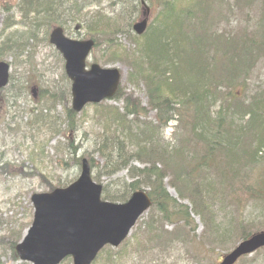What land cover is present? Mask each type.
Returning <instances> with one entry per match:
<instances>
[{
	"label": "trees",
	"instance_id": "trees-1",
	"mask_svg": "<svg viewBox=\"0 0 264 264\" xmlns=\"http://www.w3.org/2000/svg\"><path fill=\"white\" fill-rule=\"evenodd\" d=\"M85 1L20 0L15 8L21 21L14 23L11 19L5 28L25 25L37 32L55 24L66 31L70 23L79 26L83 20L90 23V33H108L110 27H116L110 23L103 26L109 19L100 13L82 16ZM121 1L122 7H126L124 0ZM142 1L145 0H130L129 12L122 17L138 14ZM238 2L234 0L233 6ZM260 3V27L255 33L260 37L252 36L248 28H243L238 31L239 37L232 38L230 33L217 34L212 29L217 22L210 18L212 13L219 14L218 8H233L230 0H161L155 21L142 36H133L135 46L126 57L131 70L129 78L145 85L155 123L147 121L144 108L134 106L129 98L124 103V115L111 109L99 111L101 104L94 106L103 128L98 136L100 142L96 143L103 163L101 168L94 167L91 159V171L96 172L93 180L100 183L105 178L109 182L103 186L102 199L112 203H124L134 192L148 191L153 215L145 232L150 243L159 221L178 220L175 223H182L184 229L190 223L191 213L200 217L210 236H216V241L211 242L234 238L244 241L264 228L261 224L264 216V82L257 76L254 83L250 76L258 60L257 53L264 54V0ZM231 12L226 10L218 16L228 18ZM15 32L5 39L7 48H3L4 44L0 46V60L7 53L16 55L27 42L35 39L31 31L25 32L24 40L17 39ZM98 44L96 42V48ZM63 78L68 81L64 74ZM51 87L54 89L45 90L43 98H47L46 104L54 105V98L58 101L59 95L56 87ZM67 91L70 97V83ZM118 95L119 90L113 100ZM44 106L45 109H37L32 123L51 135L49 124L53 118L43 115L49 110ZM65 111V119L73 128L77 113L71 108ZM142 116L145 119H141ZM174 121L171 139L164 140V130ZM16 126L20 128V123L16 122ZM10 129L7 125V130ZM68 147L73 155L75 148ZM36 158L32 150L29 159L37 161ZM72 160L77 168L81 166L80 159L72 157ZM15 169L5 158L0 159L2 174L12 178L31 175L23 165ZM121 172H126L125 178L112 179ZM167 178L177 198L168 194ZM52 180L55 185H51L50 190L69 182L59 178ZM181 201H187L191 207ZM251 202L253 209L258 206L260 212L255 223L252 215L248 218L245 215ZM229 203L235 206L237 218L233 214L222 225L213 207L225 212V205ZM18 234L9 228L8 236L2 238H10L8 247L15 259ZM181 236L183 238L179 239L184 244L193 241L187 234ZM157 237L162 235L159 233ZM209 239L206 235L194 238L199 245H205ZM110 249L102 250L93 264Z\"/></svg>",
	"mask_w": 264,
	"mask_h": 264
},
{
	"label": "rangeland",
	"instance_id": "rangeland-1",
	"mask_svg": "<svg viewBox=\"0 0 264 264\" xmlns=\"http://www.w3.org/2000/svg\"><path fill=\"white\" fill-rule=\"evenodd\" d=\"M91 1L94 3H90ZM233 1L230 0V5L233 8L222 7L219 9L217 7L219 14L226 10H232L228 18L227 15L210 14V18L217 22L216 25L212 26V29L217 34L230 33L232 38H237L240 34L238 31L248 28L252 36L260 37L255 34L260 27L258 25L262 9L260 0H239L236 6H233ZM19 2L20 0H0V46L5 43V39L9 35V31L3 32V29L11 22V19L15 20L14 23L21 21V16L16 13L15 8ZM122 2L121 0H86L84 3L85 8L82 11V16L101 13L109 19L104 22L103 26L108 23L116 26L110 27V32L90 33L88 31L90 23H85L83 20L79 26L70 23L67 26L66 34L69 37L75 36L79 39L93 38L97 43L99 42L88 63H98L101 67H115L121 73L119 95L115 100L103 102L99 111L107 112L109 110L106 109H111L124 115V103L129 98L130 101L134 102V106L139 105L144 108L147 121L155 123L156 117L154 111L150 109L145 85L129 78L131 70L126 62L128 52L132 51L135 46L134 41H132L133 31L130 26L139 22L143 11L138 13V16H130L129 18L125 16L124 18L122 15L127 11L129 12L130 0H124V5L127 8L122 7ZM145 4L150 9L148 22L151 23L155 21L161 0H145ZM177 4L179 5V2ZM55 26L57 25L54 24L48 29L37 32L27 27L28 31L32 32L31 37H35V39L27 42V46L22 51H18L16 55L7 53L1 56L2 60L11 66L9 86L0 91L1 159L5 158L6 162L16 168L15 170L23 165L27 173L31 175L12 178L11 175L2 174V171L0 173V264H26L13 257L10 247H8V239L10 238L4 240L2 238L8 236L9 228L15 229L16 233H19L17 243L23 238L33 217V206L30 201L33 194L51 192L49 187L55 185L52 178H59L60 181L64 182L69 180L68 183L76 179L79 176L80 167L77 168L72 157L80 159V163L81 160L85 159L89 164L93 159L94 167L98 166V168H101L103 163L96 150V143L100 142L98 136L103 130L97 115L98 109L94 106H87L79 114H76L73 118V128H71L70 122L65 119V110L71 107V98L68 97L67 91L69 83L63 78V74H65L64 63L57 51L48 42V34ZM77 27L79 30L75 31ZM15 31L14 35L17 39H23V36L26 37L27 35L23 26ZM7 47L5 44L3 45V48ZM257 56L258 60L252 66L250 76L252 82L257 83L258 76L263 83L264 54L259 52ZM24 79L25 82H23ZM52 85L56 87L55 92L57 91L59 95L58 101L54 98V105L51 102L46 104L44 100L47 98H43L45 90L54 89L51 87ZM32 90H34L35 97L32 95ZM66 93L67 96H65ZM44 105L49 107V110H45L43 115L47 114L49 119L50 116L53 118L49 124L52 131L51 135L47 130L42 131L32 123L37 109H45ZM32 111L34 112L32 113ZM129 118L131 117L129 116ZM141 119H145L144 116ZM16 122L20 123V128L16 126ZM29 124L32 126H26ZM7 125L12 129L7 130ZM174 127L175 122L169 124L162 135L164 140H168L172 136ZM51 136L53 137L51 138ZM68 145H73L75 148L76 152H73V155L72 149ZM32 150L37 154V161L31 160V162L29 159ZM65 162L67 164L64 166ZM95 173L92 171V176ZM125 176L126 172H121L112 179H121ZM169 181L168 178L165 180L168 194L176 196V192L172 189ZM100 183L104 186L109 182L102 178ZM112 187L115 186L112 185ZM181 203L191 207L187 201H181ZM253 206V202L248 204L245 215L247 218L252 215L255 223L260 217V212L257 209L258 206H255L254 209ZM213 208L222 225H225L226 220L228 221V218L232 217L233 214L237 218V211L232 203L225 205V212L223 210L219 212L217 207ZM152 215L151 210L143 214L129 238L119 248L110 249L107 250V253H103L97 264H219L223 257L239 243L238 238L226 239L221 243L211 242L216 241L214 240L216 236L214 238L210 236L206 232V227L200 217L193 213L190 215L189 225L184 229L181 228L182 223H175L178 220L159 221L150 243L145 229ZM261 218H263L261 224L264 226V216ZM255 225L258 224L253 226ZM253 230L256 229L253 228ZM261 230L263 231L264 228ZM159 233L162 235L161 238L157 237ZM185 234L188 235V239H193V241L182 243L179 237L183 238L181 235ZM204 235L210 238L207 243L205 245L197 244L194 238H200ZM61 264H72V261L66 259ZM235 264H264V249L241 258Z\"/></svg>",
	"mask_w": 264,
	"mask_h": 264
},
{
	"label": "water",
	"instance_id": "water-1",
	"mask_svg": "<svg viewBox=\"0 0 264 264\" xmlns=\"http://www.w3.org/2000/svg\"><path fill=\"white\" fill-rule=\"evenodd\" d=\"M147 21L134 25L144 32ZM50 44L61 54L64 71L71 82L72 110L76 113L87 104L111 99L120 83V72L93 64L86 69V60L93 41H77L64 36L61 28L50 35ZM9 66L0 62V89L8 84ZM102 186L91 177L89 165L82 160L78 178L66 188L50 193L33 194V221L15 251L22 262L60 264L70 257L73 264H92L105 246L117 247L129 235L138 218L150 207L145 192L138 191L123 204L101 199ZM264 247V232L239 243L220 264L236 261Z\"/></svg>",
	"mask_w": 264,
	"mask_h": 264
},
{
	"label": "flooded vegetation",
	"instance_id": "flooded-vegetation-1",
	"mask_svg": "<svg viewBox=\"0 0 264 264\" xmlns=\"http://www.w3.org/2000/svg\"><path fill=\"white\" fill-rule=\"evenodd\" d=\"M34 92V90H32Z\"/></svg>",
	"mask_w": 264,
	"mask_h": 264
}]
</instances>
